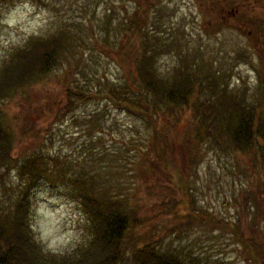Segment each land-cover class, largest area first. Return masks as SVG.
Wrapping results in <instances>:
<instances>
[{"label": "rangeland", "instance_id": "1", "mask_svg": "<svg viewBox=\"0 0 264 264\" xmlns=\"http://www.w3.org/2000/svg\"><path fill=\"white\" fill-rule=\"evenodd\" d=\"M219 1L216 9H207L205 0H148L154 14L152 39L157 41L155 67L165 78L180 67L192 68L196 77L210 75L264 110V0H231L235 5L227 9L222 5L229 2ZM107 3L123 13L134 0H58L53 13L29 0L0 5V68L31 37L46 36L65 24L81 22L96 33H81L84 42L66 54L57 76L49 74L3 102V117L14 131L15 156L42 150L62 158L71 176H108L133 207L138 224L132 238L138 246L155 242L219 264H251L229 226L245 236L252 227L246 191L255 176L263 179L264 174L252 172L248 155L207 139L190 149L185 122L191 113L185 110L180 124L170 115L160 124L164 154L177 167L174 171L150 149L151 133L143 122L103 97L80 96L67 110L64 90L71 81L92 93L103 89L105 79L111 86L133 73L130 61L125 72L120 69L115 46L102 44L103 38L97 41L109 32L111 38L120 37L116 28L108 31L99 25ZM250 10L256 16L248 20ZM258 168L264 171V164ZM3 175L0 204L13 198L10 187L17 182L14 170ZM32 194L30 225L41 247L54 254L81 248L89 236L88 223L66 188L43 181Z\"/></svg>", "mask_w": 264, "mask_h": 264}, {"label": "trees", "instance_id": "2", "mask_svg": "<svg viewBox=\"0 0 264 264\" xmlns=\"http://www.w3.org/2000/svg\"><path fill=\"white\" fill-rule=\"evenodd\" d=\"M19 1L0 0V5ZM29 1L44 6L49 13L56 11L58 6V0H48V3H44L47 0ZM227 2L222 5L225 9L235 5L231 0ZM205 4L207 9H216L220 1L205 0ZM118 8L107 3L103 10L106 14L99 25L108 31L117 29L119 39L111 38L109 32L98 37L97 41L103 38L102 44L115 46L121 57L120 69L125 72L130 61L134 66L133 73L127 72L111 86L105 79L103 89L92 93L71 81L64 90L67 110L73 108L74 100L80 96L103 97L115 108L143 122L145 130L151 133L150 149L155 151L157 160L174 171L177 167L164 154L167 149L162 147L160 124L167 120L168 115L172 122L180 124L182 112L188 110L191 119L185 124L188 137H191L190 149L207 139L234 153L248 155L252 172L264 174L258 168V164H264V110L234 91H228L210 75L196 77L198 75L192 68H176L167 78L160 75L155 67L157 41L155 37L152 39L150 19L154 14L151 4L148 0H134L130 10L124 6L121 13ZM248 12V20L256 16L251 10ZM243 16L238 17L243 20ZM85 31L92 36L96 34L95 29L91 31L79 22L65 24L46 36L31 37L11 52L0 68V185L5 188L2 184L7 176L3 174L8 171L14 170L17 179L16 184L10 187L13 198L0 204V264H219L194 252L161 248L155 242L144 241L141 246L134 244L132 233L138 223L133 207L118 194V189L110 185L108 176L100 174L98 177L89 172L71 176L68 174L70 168L62 158L42 150L15 156L14 131L3 117V102L49 74L57 76L56 69L62 65L66 54L74 51L80 41L84 42L81 33ZM202 94L207 96L202 99ZM146 152L147 155L152 151ZM193 161H196L195 157ZM43 181L52 187L59 184L65 187L67 196L78 202L87 220V241L72 253L45 251L32 232V189ZM251 185L245 197L253 221L249 234L245 236L232 224H226H229L251 264H264V178L255 176ZM187 210L191 215L192 210Z\"/></svg>", "mask_w": 264, "mask_h": 264}]
</instances>
